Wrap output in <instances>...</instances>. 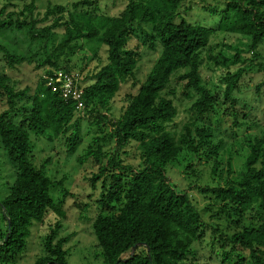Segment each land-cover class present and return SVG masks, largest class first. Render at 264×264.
<instances>
[{
	"label": "trees",
	"instance_id": "trees-1",
	"mask_svg": "<svg viewBox=\"0 0 264 264\" xmlns=\"http://www.w3.org/2000/svg\"><path fill=\"white\" fill-rule=\"evenodd\" d=\"M184 1L126 0L116 16L104 14L88 0L45 8H39L41 0L0 3V102L6 107L0 114V147L14 173L0 200V264H14L25 250L32 225L53 213L58 220L42 237V255L34 264H68L65 245L71 236H59L66 216L51 198L53 182L46 164L34 162L32 148L39 139L59 140L72 154L82 139L85 110L96 114L95 126L101 132L103 124L110 127L103 138L92 139L93 145L114 144L110 153L90 145L83 156L98 165L90 183L95 189L100 182V196L93 218H79L90 222L105 264H210L212 259L197 258L196 246L203 241L220 264H264V130L248 142V155L236 178L223 187L198 188L217 206L210 219L226 222L232 230L229 236L218 237L219 225L205 223L188 194L178 192L167 178L168 167L186 155L216 159L212 174L216 173L223 141L217 142L211 126L198 120H205L220 99L232 109L242 101L243 91L264 99V77L254 87L242 82L245 75L264 72L259 50L264 45V0L218 1L210 8L211 26L185 19L180 12ZM218 34L239 42L216 44L220 50L212 55L211 39ZM139 35L143 45L148 42L159 55L137 92L126 95L120 117L111 121L110 102L135 74L139 55L129 44ZM83 40H95L106 54L105 63L83 79V116L46 88L42 76L34 90H19L5 73L34 59L42 75L76 71L77 61L72 59ZM20 42L27 53L19 51ZM206 62L224 73L221 93L203 84ZM84 69L83 63L76 72ZM178 93L194 99L189 108L194 120L176 132L172 126ZM251 113L250 108L244 117ZM133 150L137 163L126 165L123 157ZM194 174L192 164L183 166L184 176ZM207 227L211 233L206 240Z\"/></svg>",
	"mask_w": 264,
	"mask_h": 264
},
{
	"label": "rangeland",
	"instance_id": "rangeland-1",
	"mask_svg": "<svg viewBox=\"0 0 264 264\" xmlns=\"http://www.w3.org/2000/svg\"><path fill=\"white\" fill-rule=\"evenodd\" d=\"M7 1L13 4H29L30 0H0V3ZM81 0H41L43 5L38 3L39 8H45L46 4L53 5H71ZM222 3L223 0H185L181 9V14L185 19L199 22L211 26L213 24L212 9L217 2ZM95 2L96 6L100 7L102 12L109 16H116L126 5V0H88ZM94 6H91V8ZM147 30V28H145ZM144 38L139 35L130 42V48L139 55V61L136 66L135 74L132 81L122 86V89L116 94L113 101L109 105V118L111 121L117 120L124 111L127 101L126 95L135 94L144 82L150 69L154 65L159 52L151 50L148 47V42L143 45ZM237 39H232L227 35L218 34L211 39L213 47L212 55H215L220 46L215 48L216 44H233L238 43ZM19 51L23 50V54L27 53L22 42L19 43ZM81 50H77L72 61L77 66L74 68L79 72V66L85 64V69L82 71L83 79H86L89 73H93L97 67L105 63V51L95 40H83ZM215 48V49H214ZM241 50L242 47H237ZM264 56V45L259 48ZM221 49L220 52H222ZM37 59H34L35 62ZM23 63L12 72L5 70V73L17 83L19 90L29 88L34 90L42 72L36 68V64ZM258 62V61H256ZM264 66V62L262 61ZM235 71V70H234ZM224 73H221L214 65L206 64L202 67L201 78L203 84L212 92L221 93L220 79ZM264 72L250 73L243 77L242 82L254 87V85L262 80ZM253 90V88L249 89ZM179 92V91H178ZM241 102L232 109L228 104L223 103L221 99L217 106H214L211 113L205 117V120H198L200 124L210 125L215 134L217 142L223 141V147L219 151L218 162L220 166L216 173L212 174V167L216 159L196 160V157L186 155L179 163H174L167 169V178L169 183L178 191L188 194L194 206L201 212L205 223L219 225L218 237L231 235L232 230L227 229L226 222L212 220L217 206L212 201L210 195H202L198 193V188H218L226 186L227 183L236 178L242 171L244 162L248 155V142L253 137L261 136L264 130V99L259 101L252 97L251 91H243L240 95ZM193 98H187L177 95L176 107L178 111L177 118L172 126L176 132H179L183 124L189 120H194L189 112V108L193 103ZM246 103L247 107H242V103ZM251 108L252 113L250 118H245L244 115ZM6 109L5 105L0 102V114ZM101 111V114H105ZM96 115V114H95ZM95 115H89L85 110L84 121L82 123V139L76 150L72 154H67L64 142L48 141L46 139L37 140L32 148V157L37 164H46L45 171L49 179L53 182V187L50 196L55 202L57 208H61L65 213V220L62 223L60 237L71 236V239L65 245L67 251L68 264H105L101 257V250L97 247L96 239L93 235L90 222L82 220V217L93 218L94 211L97 208L96 200L100 196L98 185L95 189L92 188L90 177L97 173L98 165L92 158L84 159L85 150L92 145L94 150L100 147L103 152H112L114 148L113 142H99L95 145L92 143L94 138H103L110 130L107 124L104 125L103 132L95 126L97 118ZM191 115V116H190ZM235 121V124H234ZM137 151H130L129 156H124L126 165H135ZM193 165L195 174L192 177L183 175V166L186 164ZM230 169V171H228ZM13 170L8 164L6 156L0 147V200L8 193V187L14 180ZM90 212V213H89ZM54 214V213H53ZM48 215L42 223H34L31 227V234L26 240V247L23 254L15 261L14 264H34L36 259L42 255L41 239L47 233L48 228L58 218L56 215ZM211 233V229L207 227L206 240ZM208 241H203L197 244V258L200 262L211 260L210 264H220V259L216 258L214 252L206 247ZM209 262V261H208ZM226 264H238L235 260Z\"/></svg>",
	"mask_w": 264,
	"mask_h": 264
},
{
	"label": "built area",
	"instance_id": "built-area-1",
	"mask_svg": "<svg viewBox=\"0 0 264 264\" xmlns=\"http://www.w3.org/2000/svg\"><path fill=\"white\" fill-rule=\"evenodd\" d=\"M42 80L45 87L52 93L57 94L66 102H70L76 112L83 116L85 108L83 101L84 84L83 77L76 71L58 70L52 73L43 74Z\"/></svg>",
	"mask_w": 264,
	"mask_h": 264
},
{
	"label": "water",
	"instance_id": "water-1",
	"mask_svg": "<svg viewBox=\"0 0 264 264\" xmlns=\"http://www.w3.org/2000/svg\"><path fill=\"white\" fill-rule=\"evenodd\" d=\"M134 250H135V247H133V249H132V253L134 252Z\"/></svg>",
	"mask_w": 264,
	"mask_h": 264
}]
</instances>
